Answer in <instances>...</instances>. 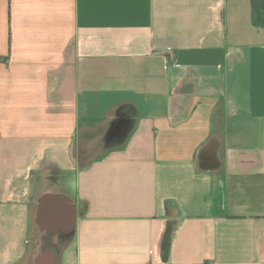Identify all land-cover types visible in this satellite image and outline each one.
Returning <instances> with one entry per match:
<instances>
[{"label": "crops", "instance_id": "0c3cea01", "mask_svg": "<svg viewBox=\"0 0 264 264\" xmlns=\"http://www.w3.org/2000/svg\"><path fill=\"white\" fill-rule=\"evenodd\" d=\"M252 3L0 0V264H264Z\"/></svg>", "mask_w": 264, "mask_h": 264}, {"label": "trees", "instance_id": "16d2710c", "mask_svg": "<svg viewBox=\"0 0 264 264\" xmlns=\"http://www.w3.org/2000/svg\"><path fill=\"white\" fill-rule=\"evenodd\" d=\"M254 24L257 27H264V0H253Z\"/></svg>", "mask_w": 264, "mask_h": 264}, {"label": "bare ground", "instance_id": "6f19581e", "mask_svg": "<svg viewBox=\"0 0 264 264\" xmlns=\"http://www.w3.org/2000/svg\"><path fill=\"white\" fill-rule=\"evenodd\" d=\"M46 255V254H45Z\"/></svg>", "mask_w": 264, "mask_h": 264}]
</instances>
